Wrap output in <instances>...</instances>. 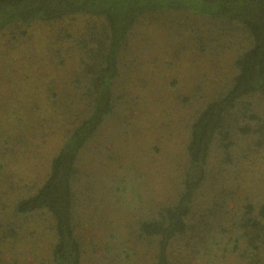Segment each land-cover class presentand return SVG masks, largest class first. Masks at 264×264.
<instances>
[{
    "label": "trees",
    "instance_id": "1",
    "mask_svg": "<svg viewBox=\"0 0 264 264\" xmlns=\"http://www.w3.org/2000/svg\"><path fill=\"white\" fill-rule=\"evenodd\" d=\"M185 14L207 20L204 27L217 40L221 37L231 43L232 27H236L243 33L240 51L232 59L229 78L188 124L185 164L176 193L153 205L127 234L135 235L147 252L151 250L148 262L133 260L126 245L129 239H122L116 228L104 237L98 264H175L171 249L185 245L192 246L194 253H205L208 264L226 253L235 255L241 264H264V196L255 203L248 200V194L238 200L233 189L241 179L239 165L231 158L237 145L250 152L264 151V111L260 109L264 101V0H0V33L6 34L7 42H25L31 26L50 24L59 28V39L68 38L66 49L73 61L63 88L51 89L49 106L44 110L37 106L44 113L39 118L34 115L33 104L28 109L34 123L27 125L24 118L17 121V129L26 125L24 134L0 135V264L9 262L3 258L4 249L14 246L8 244L30 229L35 232L39 219L49 223L51 235L44 264L84 263L87 246L76 221L78 162L123 98L116 88L120 56L142 18ZM77 19L82 20L81 32L74 37L63 24ZM40 128L49 129L58 145L47 169L31 182L17 176L5 181L2 168L17 153L27 161L30 149L47 132L37 135ZM213 150L221 153L219 164H224L216 171L209 162ZM225 169L233 177L227 179ZM235 200L239 202L231 213L228 206Z\"/></svg>",
    "mask_w": 264,
    "mask_h": 264
},
{
    "label": "rangeland",
    "instance_id": "2",
    "mask_svg": "<svg viewBox=\"0 0 264 264\" xmlns=\"http://www.w3.org/2000/svg\"><path fill=\"white\" fill-rule=\"evenodd\" d=\"M206 21L187 14L177 18L155 15L142 18L135 26V34L119 59L116 88L123 98L85 146L78 162L75 201L77 225L87 246L83 264L102 260L103 239L116 228L122 239H129L126 245L133 260L144 258L143 262H148L151 250L147 252L135 235L127 234L153 205L170 200L176 193L185 164L188 124L195 111L229 78L232 59L240 51V30L232 27L231 43L221 37L217 40L205 29ZM68 23L71 25L63 24L66 32L74 37L80 34L81 19ZM58 31L50 24H36L29 29L26 41L18 44L7 42L6 34L0 33V135L24 134L25 124L34 123L32 115L39 118L44 113L37 106L42 110L48 107L53 86L62 89L72 72L71 51L66 49L70 43L68 38L59 39ZM33 104L36 110L32 114L28 108ZM260 109L264 111V101ZM21 118L25 124L17 129ZM44 131L45 137L35 149L30 147L27 161L17 153L9 166L2 168L4 180L17 176L31 182L45 172L58 145L49 129L40 128L36 134ZM221 157L219 151H212V171L224 165L219 164ZM231 158L239 165L241 178L236 181L238 188L234 185L236 197L239 200L248 194V200L255 203L264 196V151L250 152L237 145ZM225 171L227 179L233 177ZM9 195L10 191L5 194ZM238 202H230L231 213ZM39 222L35 232L30 233V229L20 240L8 244L13 249H4L8 264H44L48 260L49 223L45 219ZM178 248L171 249L175 264H208V256L194 253L192 246ZM226 254L210 264L242 263L235 255Z\"/></svg>",
    "mask_w": 264,
    "mask_h": 264
}]
</instances>
